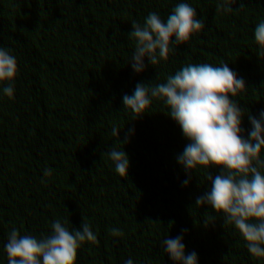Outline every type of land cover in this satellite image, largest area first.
<instances>
[{
  "label": "trees",
  "instance_id": "trees-1",
  "mask_svg": "<svg viewBox=\"0 0 264 264\" xmlns=\"http://www.w3.org/2000/svg\"><path fill=\"white\" fill-rule=\"evenodd\" d=\"M179 3L193 7L204 28L170 45L166 61L151 65L145 57L144 70L134 72L132 23L151 12L166 21ZM217 3L0 0V48L17 61L14 80L0 83V264L12 227L39 239L56 219L69 231L87 222L97 236L81 245L75 264H177L163 244L177 236L197 264H264L222 213L196 206L211 188L208 174L222 169L189 173L178 163L189 141L164 101L153 98L138 118L123 105L137 84L164 83L188 64L227 63L245 82L229 98L242 109L241 136L249 138V115L259 120L264 111V57L254 36L264 0H236L229 13H217ZM8 83L11 99L2 91ZM113 148L125 152L127 176L116 172Z\"/></svg>",
  "mask_w": 264,
  "mask_h": 264
},
{
  "label": "clouds",
  "instance_id": "clouds-1",
  "mask_svg": "<svg viewBox=\"0 0 264 264\" xmlns=\"http://www.w3.org/2000/svg\"><path fill=\"white\" fill-rule=\"evenodd\" d=\"M236 0H218L217 13H229ZM243 6V5H241ZM129 38L135 41L131 59L133 71L141 73L144 58L151 65L166 61L170 45L188 42L194 33L204 28L197 19L196 10L188 3H179L166 21L156 12H151L143 24L132 23ZM259 45V56L264 57V20L254 32ZM173 37L175 41L173 42ZM17 72L16 58L0 48V83L13 81ZM245 82L237 78L227 63L213 66L209 63L188 64L164 83L137 84L134 93L123 96L124 109L131 110L138 118L151 105L152 99L163 100L170 109V117L178 123L184 137L189 141L178 163L189 173L198 167L214 166L222 169L214 178L208 174L211 188L196 199V206L207 204L222 213L225 224L232 225L246 242L248 252L256 258H264V111L260 119L249 115L252 131L248 139L241 136L240 106L229 97L244 90ZM8 98L14 95V85L8 83L2 89ZM112 135L119 136L113 126ZM108 156L114 162L116 172L127 176L129 161L123 150L111 149ZM52 175L51 169L44 176ZM43 182V181H42ZM188 184V180L183 182ZM113 236L123 233L112 228ZM85 242L97 243V236L89 223L84 222L79 230L69 231L60 219L52 223V234L43 238L21 234L12 227L4 250L7 264H75L78 249ZM165 251L177 264H197V255H185L182 237H165ZM124 264H133L131 258Z\"/></svg>",
  "mask_w": 264,
  "mask_h": 264
}]
</instances>
